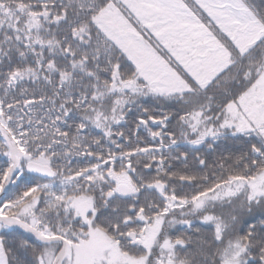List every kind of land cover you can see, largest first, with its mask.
<instances>
[{"label": "snow or ice", "instance_id": "6c2138e0", "mask_svg": "<svg viewBox=\"0 0 264 264\" xmlns=\"http://www.w3.org/2000/svg\"><path fill=\"white\" fill-rule=\"evenodd\" d=\"M0 264H264V0H0Z\"/></svg>", "mask_w": 264, "mask_h": 264}]
</instances>
